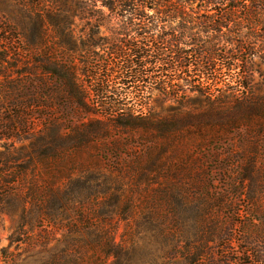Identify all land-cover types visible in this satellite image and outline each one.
<instances>
[{"label": "rangeland", "instance_id": "rangeland-1", "mask_svg": "<svg viewBox=\"0 0 264 264\" xmlns=\"http://www.w3.org/2000/svg\"><path fill=\"white\" fill-rule=\"evenodd\" d=\"M12 7V0H0V15L13 24L23 21L19 32L24 37L20 43L0 38V52L11 45L25 58L18 61L12 50L6 62L0 59V172L13 180L21 169L31 167L9 186L12 191L0 215V264H189L174 249L193 247L203 223L219 211L220 195L228 194L231 207H223L217 217L235 225L234 246L241 257L248 244H243L241 223H264V130L251 141L246 134L257 130L254 123L226 132L205 126L174 132L170 127L166 129L173 135L167 141L145 140L144 130L133 137L124 134L96 142L81 143L85 138L77 137L71 145L75 148L55 154L53 150L67 143L46 138L53 123L62 125V133H70L92 119H104L95 97L99 89L108 96L127 95L125 103L137 113L163 119L204 115L203 98L196 91L205 88L200 85L188 93L182 106L151 90L147 108L141 109L135 92L146 87L149 91L148 82L111 80L106 88L81 74L79 82L92 95L90 107L97 108L94 115H87L78 104L65 102L64 86L56 78L25 74L27 59L34 66L36 54L62 50L53 40L34 50V22ZM96 19L77 17L68 31L78 53L70 47L64 53L67 59L74 58L78 69L82 65L76 55L87 49L88 36L99 43L95 49L99 60L106 59L111 46L122 47L126 34L136 36L125 32L120 19L107 10L98 18V30L93 29ZM2 29L0 23V37ZM253 64L258 73L249 86L254 97H264V61L255 58ZM5 67L11 73L4 74ZM241 81L236 71L226 80L235 95L244 92ZM160 185H168L173 193L165 194ZM249 230L254 236L250 242L264 251L260 230Z\"/></svg>", "mask_w": 264, "mask_h": 264}, {"label": "trees", "instance_id": "trees-1", "mask_svg": "<svg viewBox=\"0 0 264 264\" xmlns=\"http://www.w3.org/2000/svg\"><path fill=\"white\" fill-rule=\"evenodd\" d=\"M12 1V10L35 24L36 34L32 41L34 50L47 47L51 40L55 41L54 45L58 50H62L58 54V51L43 50L36 54L34 66L30 65L31 58L25 59L24 65L29 66L26 67L25 74L39 79L48 75L56 78L64 86L65 102L78 104L87 115H94L96 106L90 107L92 95L79 82L81 74L92 77L98 87L106 84V88L111 80H120L125 84L148 82L151 86L149 91H146V87L135 92L141 109L147 108L146 100L150 98L151 90H159L166 100L182 106L188 93L200 85L205 88L204 91L194 90L203 98L206 108L204 115L185 114L183 118L175 116L163 119L137 113L125 103L127 95L122 99V93L108 96V91L99 89L95 97L98 96L100 100V105L97 106L102 108L104 119H92L90 123L79 126L70 133H62V125L53 123L46 138L53 137L67 143L66 147L53 150L55 154L75 148L76 146L71 145L75 144L77 137L85 138L79 140L81 143L96 142L124 134L133 137L144 130L145 134L141 136L145 140L167 141L173 135L166 129L170 127L174 128V132L185 127L201 129L204 126L211 129L220 127L226 132L254 123L257 130L252 129L246 134L247 140L251 141L264 130V97H254L253 88L249 86L250 78L258 73L254 68V59L264 61V0ZM103 10H107L109 15L117 16L124 31L135 32L136 36L126 34V43L122 47L111 46L105 60L98 59L99 54L95 49L99 43L93 35L88 36L87 43L84 44L87 49L76 55L81 59L79 63L82 65V69H78L74 58L69 60L64 53L65 47L78 53L71 34L70 37L68 35L70 26L77 17L87 21L97 17V24H93V29L98 30V18L102 16ZM0 23L3 25L0 38L5 43L13 40L22 42L24 34L19 29L24 28L20 27L24 24L23 21L13 24L14 22L0 15ZM51 27L55 28L53 33ZM2 48V62L7 61L12 50L18 61L22 62L25 58L17 53L16 47L10 45V49L9 46ZM29 53L31 54V50ZM234 71L242 79L244 92L241 95H235L236 92L226 83ZM3 73L11 72L5 67ZM108 99L110 102H104ZM30 167L31 165L21 169L13 180H9L10 175L1 170L0 215L12 191L9 186L24 178ZM160 187L165 194L173 193L168 185ZM228 198L229 194L220 195V202L217 203L219 211L210 222L203 223V233L199 239L193 243V247L189 245L183 250L175 248L176 255L185 257L189 264H264V251L250 242L254 236L248 233L249 229L253 232L260 230L258 238L262 239L264 223H241L242 241L243 244H248L241 257H238L233 236L235 225L220 222L217 217L223 207H231L227 203ZM128 201L130 202L129 199Z\"/></svg>", "mask_w": 264, "mask_h": 264}]
</instances>
